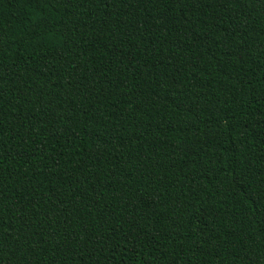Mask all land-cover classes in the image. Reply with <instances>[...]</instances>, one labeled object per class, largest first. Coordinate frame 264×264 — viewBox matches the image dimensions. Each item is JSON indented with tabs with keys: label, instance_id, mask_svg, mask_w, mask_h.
I'll use <instances>...</instances> for the list:
<instances>
[{
	"label": "trees",
	"instance_id": "1",
	"mask_svg": "<svg viewBox=\"0 0 264 264\" xmlns=\"http://www.w3.org/2000/svg\"><path fill=\"white\" fill-rule=\"evenodd\" d=\"M0 264H264V0H0Z\"/></svg>",
	"mask_w": 264,
	"mask_h": 264
}]
</instances>
